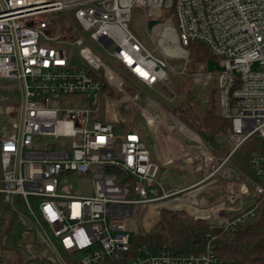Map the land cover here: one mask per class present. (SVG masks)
I'll return each instance as SVG.
<instances>
[{"label": "built area", "instance_id": "2783aa9c", "mask_svg": "<svg viewBox=\"0 0 264 264\" xmlns=\"http://www.w3.org/2000/svg\"><path fill=\"white\" fill-rule=\"evenodd\" d=\"M134 9L150 45L129 29ZM86 40L107 49L112 63ZM191 42L222 66L214 74L200 61L189 74L204 88L215 80L218 113L229 121L226 154L153 98L141 105L122 74L148 88L165 84L186 73ZM173 58L182 60L181 70ZM102 80L120 96L102 92ZM125 107L141 112L152 150L132 124L116 141ZM163 113L194 142L174 136L172 146L177 127L169 128ZM0 117L10 127L0 134V201L20 195L57 254L59 245L74 251L78 264H219L210 233L201 252L187 254L132 245V238L151 231L160 207L233 230L264 198V0H0ZM249 138L245 172L231 156ZM108 167L133 183L117 184ZM69 172L88 176L92 192L64 191L59 176Z\"/></svg>", "mask_w": 264, "mask_h": 264}, {"label": "trees", "instance_id": "16d2710c", "mask_svg": "<svg viewBox=\"0 0 264 264\" xmlns=\"http://www.w3.org/2000/svg\"><path fill=\"white\" fill-rule=\"evenodd\" d=\"M189 60L192 65L214 57L208 49L197 42L187 46ZM102 92L120 96L110 85L102 80ZM208 105L198 120L199 114L195 104L188 100H178L169 104L168 110L182 123L195 131L199 137L210 145L220 137L229 125V121L218 113L215 88L209 90ZM124 121L117 122L114 129L123 127ZM116 134V132H115ZM117 137L118 134H116ZM117 174V184L127 182L132 184L134 179H122L117 168H107ZM255 213L244 222L239 223L233 230L223 231L211 229L202 219H194L181 209L160 208L159 220L147 234H136L132 238V245L144 244L152 249L167 248L179 253H199L207 241V233L215 235L212 240L214 252L219 264H264V198L257 200ZM14 216L10 228L5 235L4 244L20 250L22 264H52L44 249L48 248L36 236L33 218L29 215L20 195H15L7 204H0V232L7 223L10 212ZM56 250L63 261L78 264L76 253L57 245ZM17 257L12 251L0 248V264H16Z\"/></svg>", "mask_w": 264, "mask_h": 264}, {"label": "rangeland", "instance_id": "374dc122", "mask_svg": "<svg viewBox=\"0 0 264 264\" xmlns=\"http://www.w3.org/2000/svg\"><path fill=\"white\" fill-rule=\"evenodd\" d=\"M68 14L69 13H66L67 16ZM129 29L138 39L149 44V39L147 38L146 31L143 25L142 14L140 13L139 9L133 10L132 19L129 23ZM86 44L90 47V49L94 53H96L107 64L112 63V58L107 55L108 54L107 49L103 48L96 42H92L90 40H86ZM77 58L80 60L78 55H77ZM169 63L173 65L177 70L182 69V66H183L182 60L180 59H176V58L169 59ZM205 63H206V69L208 71L213 72L214 74H217L222 69V66L219 63L218 58L210 57L206 60ZM197 66H198V63H196L195 65H192L191 62L187 63L185 66V71H186L185 74L171 75L169 79L167 80V82L165 83L166 85L160 84L154 88H148V87L142 86L140 82L135 81L133 78L125 75L124 73L122 74L126 78L128 84L132 86L136 91H138L140 95L139 103L141 105H145L144 101L146 97H150V98H153L157 102V104H159L161 107L168 109L169 104H172L178 100L186 99L192 102V104H195L196 109L198 110V114H199L198 120H199L204 113L203 109H205L206 106L208 105L209 98H210L209 90L212 87H214L215 80H213L212 84L208 88L194 85L190 79L189 73L193 71L195 68H197ZM127 110H130V111L128 112ZM155 112L156 114H158V111H155ZM121 115H122V119H120V121H124V123L123 124L121 123V124L122 125L132 124V125L138 126L139 130L142 132V136L144 138V142L146 143V146L150 150H152L154 139L152 138L151 133L148 131L149 130L148 127L144 123V118L141 112L135 109H130L129 107L127 108L125 107V108H122ZM189 129L193 132L191 128ZM9 130H10V127H9V122L7 121V119L4 117H0V134L6 135V133L9 132ZM114 131L119 136L116 138V141L122 140L123 139L122 134L124 132V128L118 127L114 129ZM171 134L172 135H170L169 133V140L171 141L172 146L175 145V142L172 140L174 139V136L182 139L187 144L188 143L192 144L194 142L189 137H187V135L184 134L183 131H180L177 128H174ZM207 144L214 152L218 154H226L230 150V145L223 135L215 139L211 145L209 143ZM252 147H253V139L249 138L236 151H234L231 156V161L245 172L249 171L247 155H248L249 150ZM59 180L61 181V186L63 190L67 191L68 193L88 194L92 192L91 181L89 177L86 175L69 172V173L61 174L59 176ZM160 208H159V212H160ZM164 208H168V207H164ZM169 208L177 209L173 207H169ZM181 210H184V209H181ZM185 212L188 214L187 211ZM129 231L131 234L133 233V229H131V224H130ZM36 236L41 242L42 241L44 242L43 238L40 236L38 231L36 232ZM47 246L48 248L44 249V253L49 256L52 264H70V263L63 261L62 258L49 245Z\"/></svg>", "mask_w": 264, "mask_h": 264}, {"label": "water", "instance_id": "95a60500", "mask_svg": "<svg viewBox=\"0 0 264 264\" xmlns=\"http://www.w3.org/2000/svg\"><path fill=\"white\" fill-rule=\"evenodd\" d=\"M154 22H155L154 20L149 21V25L153 24ZM0 204H3V203H1V201H0ZM13 216H14V213H13V211H11L9 214L6 225L4 226L2 231L0 232V248L4 251L14 252L16 254V257H17L16 264H22L23 263V257H22L20 250L16 247L7 246L4 244V238H5V235L7 234L8 230L10 228L11 222L13 220Z\"/></svg>", "mask_w": 264, "mask_h": 264}, {"label": "bare ground", "instance_id": "6f19581e", "mask_svg": "<svg viewBox=\"0 0 264 264\" xmlns=\"http://www.w3.org/2000/svg\"><path fill=\"white\" fill-rule=\"evenodd\" d=\"M166 50V49H165ZM167 52V50H166ZM163 117H165V120L168 122L167 126L170 128L171 126H176L178 129L184 131V132H188V130L186 129V127L180 123L179 121H177L176 119H174L173 117L167 115V114H162Z\"/></svg>", "mask_w": 264, "mask_h": 264}, {"label": "crops", "instance_id": "0c3cea01", "mask_svg": "<svg viewBox=\"0 0 264 264\" xmlns=\"http://www.w3.org/2000/svg\"><path fill=\"white\" fill-rule=\"evenodd\" d=\"M153 159H155V156H153Z\"/></svg>", "mask_w": 264, "mask_h": 264}]
</instances>
